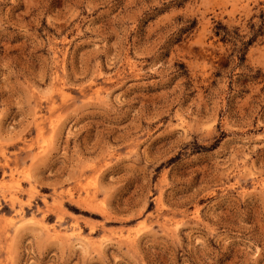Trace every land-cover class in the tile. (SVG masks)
<instances>
[{"label": "rangeland", "instance_id": "obj_1", "mask_svg": "<svg viewBox=\"0 0 264 264\" xmlns=\"http://www.w3.org/2000/svg\"><path fill=\"white\" fill-rule=\"evenodd\" d=\"M0 264H264V0H0Z\"/></svg>", "mask_w": 264, "mask_h": 264}, {"label": "bare ground", "instance_id": "obj_2", "mask_svg": "<svg viewBox=\"0 0 264 264\" xmlns=\"http://www.w3.org/2000/svg\"><path fill=\"white\" fill-rule=\"evenodd\" d=\"M31 219V218H30Z\"/></svg>", "mask_w": 264, "mask_h": 264}]
</instances>
